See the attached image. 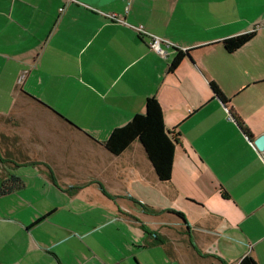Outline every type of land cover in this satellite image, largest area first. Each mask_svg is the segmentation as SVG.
<instances>
[{"label":"crops","instance_id":"0c3cea01","mask_svg":"<svg viewBox=\"0 0 264 264\" xmlns=\"http://www.w3.org/2000/svg\"><path fill=\"white\" fill-rule=\"evenodd\" d=\"M251 31L247 43L225 51L223 39ZM151 35L168 42L161 54L148 46ZM176 49L188 53L169 71ZM21 92L48 106L34 104L72 139L112 157L95 174L100 190L184 214L185 221L168 211L178 230L149 233L146 245H163L174 260L178 251L180 264H237L246 254L264 264V140L262 151L254 144L264 137V0H0V117L12 115ZM151 96L175 139L171 177L159 181L149 162L151 185L141 179L133 196L117 182L126 168L114 164L128 166L134 143L146 157L142 145L112 155L102 142L144 113ZM15 135L12 167L35 165L30 148L19 146L31 136ZM95 160L86 156L77 174H91ZM50 173L46 184L59 186ZM157 185L161 201L149 190ZM24 188L0 196V264H127L130 256L105 248L100 225L76 229L57 218L61 204L28 200Z\"/></svg>","mask_w":264,"mask_h":264},{"label":"rangeland","instance_id":"374dc122","mask_svg":"<svg viewBox=\"0 0 264 264\" xmlns=\"http://www.w3.org/2000/svg\"><path fill=\"white\" fill-rule=\"evenodd\" d=\"M34 104V101L20 97L8 120L0 117V136L2 135L0 148L12 151L8 154L10 160L7 164L10 165V172L25 182V188L20 193L28 200L41 205L58 202L62 205V210L57 214V218L68 219L76 229L84 230L93 225H100L102 227L100 234L105 236V248L112 250L114 254L130 256L127 264H180L179 259L182 258L177 256L178 251H174L176 257L174 260L166 254L163 245L148 246L145 243L148 233L154 234L169 228L178 230V226H171L173 215L169 214L168 210L154 209L126 193L117 197L106 193L103 187L100 190L99 185L104 183L95 179V174L101 167L108 166V161L112 157L102 156L101 149L85 148L84 141L72 139V134L52 122L51 116ZM15 134L31 136L23 139L19 146L22 151H26L27 146L30 148L29 163H36L35 165L21 164L12 167L18 165L15 154L11 156L17 148L14 149L16 140L10 135ZM14 138L19 137L15 135ZM133 146H136V143L129 149L131 162L129 157L124 158L123 163H129L128 166L123 164H114V166L126 168L121 178H117V182H121L131 195L137 196L141 191L138 188L141 179H144L142 186L151 185L150 179L148 180L151 169L148 167L150 163L145 155L143 153L141 155L139 149L136 147L134 149ZM9 147L13 150H9ZM92 152L95 154H91ZM86 156L92 157V160L96 157L97 160L94 162L96 166L91 174L80 177L77 174L78 167H83L82 161ZM84 165L87 166L88 163ZM38 169L47 170L46 172L51 169L56 171L57 174L53 176L58 179L61 186L46 184L49 182L48 178H52L50 171L45 175L47 178L39 175ZM72 170L76 172V177L69 176ZM71 178L73 180H70ZM102 178L109 179V176L104 173ZM162 188V185L149 186L151 194L158 201L161 199L157 198V194L162 193ZM69 191L75 195L69 196L67 193ZM3 200L4 198H0V202ZM49 226L45 225L44 228Z\"/></svg>","mask_w":264,"mask_h":264},{"label":"trees","instance_id":"16d2710c","mask_svg":"<svg viewBox=\"0 0 264 264\" xmlns=\"http://www.w3.org/2000/svg\"><path fill=\"white\" fill-rule=\"evenodd\" d=\"M253 36L254 32H245L227 37L223 39L221 43L225 51L230 53L247 43ZM187 53L188 50L182 51L176 49L168 70L173 71ZM210 85L214 94L217 95L223 103H226L225 96L221 93L218 87L213 83H210ZM20 95L22 98L30 99L48 108V106L26 92H21ZM144 106V113H136L127 123L114 128L107 139L102 142V146L110 154L119 155L126 150L132 142L139 141L144 149L147 159L154 169L157 179L161 182H167L171 177L175 139L171 137L170 131L165 127L162 108L158 100L153 96L147 97ZM57 115L69 123L64 117L59 114ZM241 128L248 135L247 129L243 126H241ZM0 150V196H3L14 190L22 189L24 187V182L19 176L5 172L10 157L8 154L4 155L1 148ZM168 211L185 221V216L182 212L176 210ZM141 227L144 229L143 225H141ZM144 231L147 232L145 229ZM155 240L163 243L162 240H158L157 237H155ZM237 264H257V262L253 257L246 254L238 260Z\"/></svg>","mask_w":264,"mask_h":264},{"label":"built area","instance_id":"2783aa9c","mask_svg":"<svg viewBox=\"0 0 264 264\" xmlns=\"http://www.w3.org/2000/svg\"><path fill=\"white\" fill-rule=\"evenodd\" d=\"M139 30H140V28H139ZM163 43H168V42L166 40L159 38V37L151 35L150 40L148 42V46L150 47V49L161 54L163 52V48H162ZM227 112H228L229 118L233 119L232 114L229 111V109H227Z\"/></svg>","mask_w":264,"mask_h":264},{"label":"water","instance_id":"95a60500","mask_svg":"<svg viewBox=\"0 0 264 264\" xmlns=\"http://www.w3.org/2000/svg\"><path fill=\"white\" fill-rule=\"evenodd\" d=\"M263 140H264V137L263 136H259L254 144L256 146V148L259 150V151H262L263 150Z\"/></svg>","mask_w":264,"mask_h":264}]
</instances>
